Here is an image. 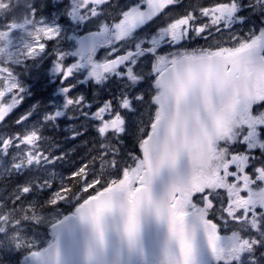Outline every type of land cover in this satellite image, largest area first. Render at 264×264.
<instances>
[{"label":"snow or ice","instance_id":"snow-or-ice-1","mask_svg":"<svg viewBox=\"0 0 264 264\" xmlns=\"http://www.w3.org/2000/svg\"><path fill=\"white\" fill-rule=\"evenodd\" d=\"M25 15L23 50L0 17V264H264V0Z\"/></svg>","mask_w":264,"mask_h":264},{"label":"rangeland","instance_id":"rangeland-1","mask_svg":"<svg viewBox=\"0 0 264 264\" xmlns=\"http://www.w3.org/2000/svg\"><path fill=\"white\" fill-rule=\"evenodd\" d=\"M26 10L12 11L10 5L7 3L0 2V17H7L11 29H17V36L20 37L18 43L20 44V50H23L25 42H29L32 39L33 29L28 23V17L25 15ZM13 40V37L10 35L9 30L0 29V49H3L6 43H9ZM8 51H13L11 47L8 48ZM54 81L49 83V87L52 92H55ZM55 99V96L52 97ZM7 177L0 176V182H3Z\"/></svg>","mask_w":264,"mask_h":264},{"label":"trees","instance_id":"trees-1","mask_svg":"<svg viewBox=\"0 0 264 264\" xmlns=\"http://www.w3.org/2000/svg\"><path fill=\"white\" fill-rule=\"evenodd\" d=\"M0 2L10 5L12 11L26 10V5L30 0H0Z\"/></svg>","mask_w":264,"mask_h":264}]
</instances>
